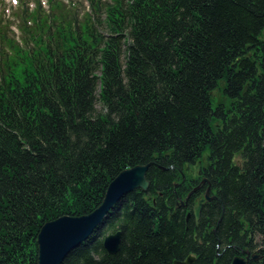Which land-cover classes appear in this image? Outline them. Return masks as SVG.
Listing matches in <instances>:
<instances>
[{
  "label": "trees",
  "instance_id": "obj_1",
  "mask_svg": "<svg viewBox=\"0 0 264 264\" xmlns=\"http://www.w3.org/2000/svg\"><path fill=\"white\" fill-rule=\"evenodd\" d=\"M86 2L24 3L19 40L0 16V264H37L46 222L148 162L62 264H264V0Z\"/></svg>",
  "mask_w": 264,
  "mask_h": 264
},
{
  "label": "water",
  "instance_id": "obj_2",
  "mask_svg": "<svg viewBox=\"0 0 264 264\" xmlns=\"http://www.w3.org/2000/svg\"><path fill=\"white\" fill-rule=\"evenodd\" d=\"M153 164L148 162L121 171L109 184L102 203L91 213L82 216L67 214L46 222L38 234L37 264H62L72 250L91 237L125 195L136 189L148 191L151 183L147 179V172ZM214 198L215 196H210L209 189L203 197L198 198L194 207L197 219L205 202ZM189 216L190 214L188 218ZM121 240V230L110 233L104 238V247L108 253L117 254L120 251ZM259 257L257 253L251 256L248 252L245 257H235L232 264H248L250 260H257ZM194 260V256H189L185 261H176L175 264H191Z\"/></svg>",
  "mask_w": 264,
  "mask_h": 264
},
{
  "label": "rangeland",
  "instance_id": "obj_3",
  "mask_svg": "<svg viewBox=\"0 0 264 264\" xmlns=\"http://www.w3.org/2000/svg\"><path fill=\"white\" fill-rule=\"evenodd\" d=\"M75 1H78L79 12L85 10L84 6L88 8V3L86 2V0ZM43 2L46 5V0H43ZM24 3H26L30 8L35 6V0H0V16L2 17L3 24L9 26L8 33L11 37L16 38L17 40H19L21 36L18 30V26L20 23L19 13L21 12L22 8L26 6V4ZM213 96L216 102L226 100L219 89L214 91ZM98 107H100V104L98 105ZM199 167L200 164L191 166L189 168L190 175L197 177Z\"/></svg>",
  "mask_w": 264,
  "mask_h": 264
},
{
  "label": "flooded vegetation",
  "instance_id": "obj_4",
  "mask_svg": "<svg viewBox=\"0 0 264 264\" xmlns=\"http://www.w3.org/2000/svg\"><path fill=\"white\" fill-rule=\"evenodd\" d=\"M206 183V180L205 179H203V181L201 180V183L199 184H196V189H195V191L193 192L194 194H197L198 193V191H199V189H201V188H204V184ZM208 189H209V187H206V189H205V191L203 192V193H201L202 195H205L206 194V192L208 191ZM193 193H192V195H193ZM209 194H210V191H209ZM203 197V196H202ZM211 197H214V196H211ZM211 201V200H210ZM204 206V205H203ZM203 208V207H202ZM202 211V210H201ZM190 214V216H189V218L190 217H192V214L191 213H189ZM194 215H195V213H194ZM196 217V216H195ZM197 219V218H196Z\"/></svg>",
  "mask_w": 264,
  "mask_h": 264
}]
</instances>
